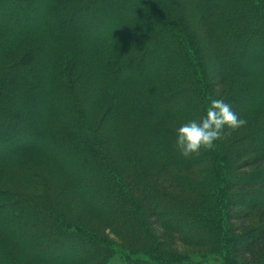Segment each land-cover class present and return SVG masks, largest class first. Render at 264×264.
Segmentation results:
<instances>
[{"label": "trees", "instance_id": "obj_1", "mask_svg": "<svg viewBox=\"0 0 264 264\" xmlns=\"http://www.w3.org/2000/svg\"><path fill=\"white\" fill-rule=\"evenodd\" d=\"M91 11L105 20V36L89 28ZM0 14V124L17 119L33 133L1 130L0 176L43 190L0 194V264H19L10 245L31 264L117 252L74 231L50 181L15 156L29 152L49 161L130 248L129 264H193L180 255L190 247L183 235L196 239L191 247L224 252V264H264V119H254L264 113V0H0ZM212 99L250 127L234 130L242 137L234 141L225 128L213 148L185 158L176 130L200 120ZM96 106L115 116L102 134L88 119ZM237 168L255 171L234 184ZM249 212H261L262 225L246 229ZM51 243L75 261L52 256Z\"/></svg>", "mask_w": 264, "mask_h": 264}, {"label": "rangeland", "instance_id": "obj_2", "mask_svg": "<svg viewBox=\"0 0 264 264\" xmlns=\"http://www.w3.org/2000/svg\"><path fill=\"white\" fill-rule=\"evenodd\" d=\"M88 14L91 16L90 18H88V19H91L89 28L92 27L94 29L93 33L97 36H99V37L105 36L108 32V26L105 25V20L103 18H101L100 16H98V14L96 12L94 13L91 11ZM82 16L86 17L87 15L82 14ZM4 21H5V17L3 16V14H0V24L3 23ZM194 21L195 20H191V23H194ZM194 26H195V24H194ZM194 26L193 27L188 26V28L191 31V35H193L194 37H197V41H200V39L202 37L200 35L201 33L198 32V30H196V27H194ZM199 47L200 48L203 47V51L204 50L206 51L208 49V47L204 46L203 44H201V46L199 44ZM93 109L94 110L91 112V114H89L88 119L90 120L91 123H93L92 126H93L95 132L102 134L105 131L104 125L109 122L110 117H113V118L115 117L114 113H110V110H108L107 107L104 108V107L96 106ZM254 115L255 114L250 115L251 119H253ZM255 118H258L260 123L263 122L264 113H259V115L257 117H254V119ZM249 120L250 119L245 120L246 121V124L244 125V126H246L245 130L248 129V127H250V123L252 122V120H250V121ZM13 122H15V124L14 125L12 124L13 126L12 125L11 126L13 128L16 127L15 131H14L15 132L14 136H12L13 138L14 137L18 138L19 136L22 137L25 134L22 130L28 131L27 136L33 135L32 131L29 130L27 127L23 126L19 120L13 119ZM1 123L2 124H0V132L6 130L7 127H9L8 121L1 120ZM4 128H6V129H4ZM238 130L239 129L235 130V132L238 133ZM233 131L234 130H230V137H231L230 140L234 141L233 139H236V138L241 139L242 138L240 134L236 135V133ZM34 140H36V139L34 138ZM25 142L26 141L21 142L22 145H27V144H25ZM115 143L116 142L114 140V137L112 136V140L109 142L110 145L108 146V149L112 150L116 145ZM230 143H231V141L227 142L226 145H230ZM14 146L19 147L20 145L16 144ZM35 146H38V145H35ZM2 147L3 148L0 147V153H2L1 151L4 149L5 146L2 145ZM18 147H16V148H18ZM247 153H243L244 158L242 161H245V160L250 158V156L247 155ZM15 156L27 161L28 166L32 169V171L35 174H37L38 177H42L44 179H47L46 181H50L49 185L47 184L48 187L50 188L49 191L52 192L53 195L56 196L55 198L59 199L60 202L63 204V207L66 209L68 215L73 220L74 231H77V228H80V229H83L82 232L86 237L91 236L93 238L101 239L103 241H109L115 247V249L117 251L114 255H110L107 260L103 259V258H100V259L98 258L96 260L90 261L89 263H83V261L81 259H80L81 261L78 260V257L75 261V257L69 251H63L60 244L51 243L49 246L46 247V249L48 251L52 252V254H51L52 256H54V254H56V253L58 254V252H59L60 253L59 255H64V256L71 258V260H74L75 264H129L128 261L126 260V253L124 251H127V249H129L128 251H130V248H128L121 241V239L119 237H117V235L113 232V230L107 224H105L103 221L96 218L95 216L91 215V213L87 212L85 202L82 199H80L79 197L74 195L72 192H68L67 187L70 186V182L65 177H63L49 161H47L46 159H44L38 155H35L34 153H31V152L26 153V154L19 153ZM174 170L175 169H172V171H174ZM254 171L255 170H253V169H247V170H243V171H240L239 168L234 169L229 180L233 181L234 184H237L239 182H248L250 179L248 176L245 177L244 174L247 173L248 175H250ZM125 175L126 174H120V176L122 178H125ZM148 183L150 184L152 182L149 181ZM65 188H66V190H65ZM61 191H63L64 194L61 193ZM65 191H66V193H65ZM10 192L11 193L18 192V194H23V195L40 196L43 193V190L33 188L31 185L24 184L20 181L15 180L14 178L8 176L7 174L2 173L0 176V194L5 195V193L9 194ZM257 192H258V189L253 188L251 190L246 191L245 193H246V195H249V197H250L254 193L257 194ZM176 194H179V193H177V191H176ZM187 195L189 197L191 196L190 194H182V196H187ZM234 195H238V194L235 193V194H233V196ZM185 198H187V197H185ZM185 198H183V199H185ZM190 198L194 199L193 195ZM234 199L237 202L239 201V200H237V196H234ZM254 199H256V198H254ZM257 200L258 199H256V201ZM252 201H255V200L252 199ZM258 201H260L259 203L261 204V200H258ZM245 207H247V206H245ZM259 211H261V209ZM248 217H249L248 220L244 223L246 229L259 227L260 225H262L261 220H260L261 219V212H249ZM173 228H180V227L175 225ZM183 238L188 244H190V247H185V248L182 247L179 250L180 255L190 259V261H192L193 264H224L225 263V253L224 252H220V253H219V251L214 252V250L212 251L210 248L209 249H203V248L191 247V246H193L192 244H194L193 241L196 239H190L185 235H183ZM174 239H175V235L172 233H170L166 236V244H165L166 248H167L166 252L170 253L173 251L171 245H172ZM9 250L15 256L17 263H19V264H31L27 260L24 261L25 259H23L19 255L17 247H15L14 245H10ZM138 251L139 250H133V252L131 251V253L137 255L139 253ZM53 260H54L53 261L54 264H60V262L58 261V257L57 258H56V256L53 257ZM61 264H63V263H61Z\"/></svg>", "mask_w": 264, "mask_h": 264}, {"label": "clouds", "instance_id": "obj_3", "mask_svg": "<svg viewBox=\"0 0 264 264\" xmlns=\"http://www.w3.org/2000/svg\"><path fill=\"white\" fill-rule=\"evenodd\" d=\"M246 121L241 119L231 105L212 99L206 114L200 120H190L176 130V147L185 158L197 155L202 149H211L221 139L225 128L237 130Z\"/></svg>", "mask_w": 264, "mask_h": 264}, {"label": "bare ground", "instance_id": "obj_4", "mask_svg": "<svg viewBox=\"0 0 264 264\" xmlns=\"http://www.w3.org/2000/svg\"><path fill=\"white\" fill-rule=\"evenodd\" d=\"M7 129H8V130H10V129H12V127H7ZM19 145H21V146H22V143H21V142H19Z\"/></svg>", "mask_w": 264, "mask_h": 264}]
</instances>
